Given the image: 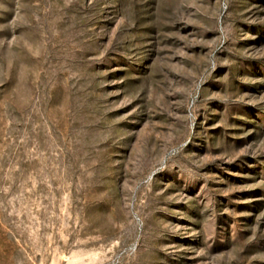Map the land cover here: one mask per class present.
Returning a JSON list of instances; mask_svg holds the SVG:
<instances>
[{
	"label": "rangeland",
	"instance_id": "obj_1",
	"mask_svg": "<svg viewBox=\"0 0 264 264\" xmlns=\"http://www.w3.org/2000/svg\"><path fill=\"white\" fill-rule=\"evenodd\" d=\"M0 264H264V0H0Z\"/></svg>",
	"mask_w": 264,
	"mask_h": 264
}]
</instances>
